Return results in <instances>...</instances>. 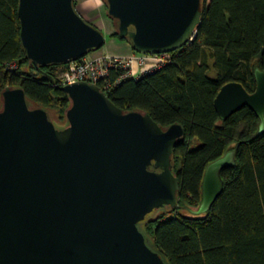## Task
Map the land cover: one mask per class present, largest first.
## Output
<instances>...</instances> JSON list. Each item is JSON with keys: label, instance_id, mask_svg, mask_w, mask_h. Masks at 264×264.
I'll return each instance as SVG.
<instances>
[{"label": "water", "instance_id": "water-1", "mask_svg": "<svg viewBox=\"0 0 264 264\" xmlns=\"http://www.w3.org/2000/svg\"><path fill=\"white\" fill-rule=\"evenodd\" d=\"M105 1L118 36L137 53L180 50L202 22V0ZM74 2L19 0L20 37L36 68L105 45L104 33ZM254 76V92L226 83L214 106L222 120L250 108L263 134L264 69L255 65ZM61 89L71 101L64 127L30 105L23 88L7 86L1 93L0 264H167L139 224L158 209L179 206L172 157L185 135L182 125L164 128L148 112L125 111L95 83ZM238 147L206 167L199 207L183 206L190 214L212 208Z\"/></svg>", "mask_w": 264, "mask_h": 264}, {"label": "trees", "instance_id": "trees-1", "mask_svg": "<svg viewBox=\"0 0 264 264\" xmlns=\"http://www.w3.org/2000/svg\"><path fill=\"white\" fill-rule=\"evenodd\" d=\"M18 6L19 0H0V97L7 86L21 87L30 105L52 120L50 109L59 108L67 123L71 101L58 78L63 64L38 69L27 58ZM202 8L196 38L171 52L170 62L99 86L123 110L148 112L164 128L179 123L185 131L172 157L179 206L158 209L139 224L149 246L167 264H264V133L258 134L260 121L250 108L222 120L214 106L226 83L256 89L254 67L264 69V0H202ZM110 37L131 43L117 30ZM14 63L17 68H8ZM124 71L112 69L109 81ZM233 143H239L236 163L222 171L221 195L207 213L184 214L183 206L197 209L202 201L206 167Z\"/></svg>", "mask_w": 264, "mask_h": 264}, {"label": "built area", "instance_id": "built-area-1", "mask_svg": "<svg viewBox=\"0 0 264 264\" xmlns=\"http://www.w3.org/2000/svg\"><path fill=\"white\" fill-rule=\"evenodd\" d=\"M172 58L171 53L145 54L132 51L130 55L123 56L112 53L95 55L94 52L65 63L59 72L60 85L72 84L77 81H87L105 88L113 87L121 80L134 77L138 78L143 73L156 70ZM8 68L15 69L17 65L11 64ZM112 69H124V73L115 82L109 81Z\"/></svg>", "mask_w": 264, "mask_h": 264}, {"label": "rangeland", "instance_id": "rangeland-1", "mask_svg": "<svg viewBox=\"0 0 264 264\" xmlns=\"http://www.w3.org/2000/svg\"><path fill=\"white\" fill-rule=\"evenodd\" d=\"M75 9L82 15V17L87 20L89 23L93 24L99 28L105 35V45L93 51L95 55H103L107 52L115 53L118 55L127 56L131 54L130 48L131 44L126 41H120L115 38H111L110 35L116 31V23L107 16V5L104 0H75ZM117 43L124 44H116ZM211 74H214V71H211ZM1 108V103H0ZM53 121L59 127L66 126V119L63 117V112L59 108L50 109ZM235 143L231 145L234 147ZM184 214H189L188 211L181 210ZM163 211H160L158 214H161Z\"/></svg>", "mask_w": 264, "mask_h": 264}, {"label": "crops", "instance_id": "crops-1", "mask_svg": "<svg viewBox=\"0 0 264 264\" xmlns=\"http://www.w3.org/2000/svg\"><path fill=\"white\" fill-rule=\"evenodd\" d=\"M114 42L118 45V44H124V42L123 43H117V41L114 39ZM130 51L132 52L133 50H132V48H130ZM112 54H115V53H113L112 52Z\"/></svg>", "mask_w": 264, "mask_h": 264}]
</instances>
